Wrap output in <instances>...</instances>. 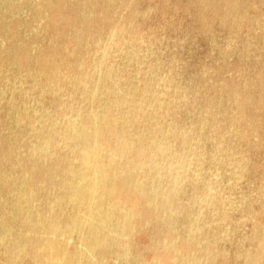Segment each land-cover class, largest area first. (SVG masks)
<instances>
[{"label": "bare ground", "instance_id": "1", "mask_svg": "<svg viewBox=\"0 0 264 264\" xmlns=\"http://www.w3.org/2000/svg\"><path fill=\"white\" fill-rule=\"evenodd\" d=\"M150 2L0 0L8 264H264V59L242 81L218 83L203 69L193 94L153 63L127 74L154 37L143 26ZM169 5L158 0L155 11ZM175 5L204 34L214 23L232 35L263 22L264 0ZM184 113L192 125L180 124ZM250 168L256 209L235 195ZM234 207L253 229L230 256L219 241L238 226Z\"/></svg>", "mask_w": 264, "mask_h": 264}, {"label": "rangeland", "instance_id": "2", "mask_svg": "<svg viewBox=\"0 0 264 264\" xmlns=\"http://www.w3.org/2000/svg\"><path fill=\"white\" fill-rule=\"evenodd\" d=\"M141 1V5H145L146 0ZM175 1L177 0H169L168 11L160 14L155 11L158 8V0H151L153 9L149 14L150 19L143 26L144 30L153 34L154 37L148 39L140 60L126 63L125 72L127 74L132 75L140 68L148 69V65L153 63L159 66L157 70H152L153 74L172 73L177 85L189 94H193L199 89L203 69L207 70L206 75L210 80L214 79L218 83L233 78L242 81V79H250L256 75L260 70L258 62L264 59V14L261 24L240 29L232 35L218 23H214L213 27L204 34L200 30L199 21L191 13H185L179 9L175 5ZM27 12L25 14H28ZM11 72L12 70L10 72L8 70L6 73L10 74ZM48 99L44 100V105L49 108L51 104L47 105L50 103V99ZM193 118V113H184L180 117V124L190 126ZM4 122L5 120H0V131L5 133L9 123L4 125ZM259 159L264 161V155L260 154ZM256 175L254 168L246 170L245 177L238 190L235 191V195L244 194L255 209L259 206V202L255 198ZM0 203L8 206L10 202L8 197L3 196ZM239 203L237 200L234 204L235 207ZM235 207L230 212L233 221H236L238 226L227 240L219 241L220 246L230 256L237 254L238 243L243 239V245H249V241L245 238L253 229V221L249 218V213ZM2 251L0 248V264H8ZM150 256L151 252L146 251L145 257ZM111 264L122 263L111 260ZM228 264L236 263L234 260H230Z\"/></svg>", "mask_w": 264, "mask_h": 264}]
</instances>
